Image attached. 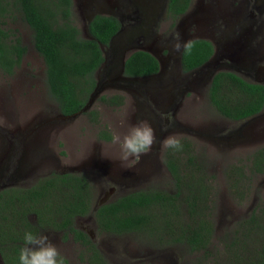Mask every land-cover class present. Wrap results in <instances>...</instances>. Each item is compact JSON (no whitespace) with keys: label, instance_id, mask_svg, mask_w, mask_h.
Masks as SVG:
<instances>
[{"label":"rangeland","instance_id":"obj_1","mask_svg":"<svg viewBox=\"0 0 264 264\" xmlns=\"http://www.w3.org/2000/svg\"><path fill=\"white\" fill-rule=\"evenodd\" d=\"M164 3L72 0L71 19L83 35L87 18L96 12L115 15L120 30L110 44L101 45L104 61L95 71L101 81L98 92L84 110L65 117L47 92L44 63L32 45L30 28L18 16L8 22L25 52L10 73L0 70V189L28 186L50 171L70 170L81 172L90 181L92 206L139 189L174 194L177 186L167 158L177 156L181 178H199L206 185L201 206L212 231L205 247L191 250L184 240L173 237L180 233L178 225L189 222L183 199L189 192L182 184L176 199L179 213L184 214L177 221L170 213L172 223L167 225L158 220L155 231L147 227L121 233L101 231L91 211L76 216L74 225L95 243L103 261L98 264H235L236 252L256 249L259 244L260 236L253 237L248 220L264 201V173L249 172L247 167L252 152L264 144V107L246 118L231 120L211 105L207 87L211 71L216 70L264 82V61L251 63L248 59L252 49L256 56L264 52V36L259 47L250 42L244 45L245 57H232L231 62L213 70L207 67L215 63V55L204 66L181 71L180 52L173 51L171 44L176 33L183 41L205 37L215 50L231 56L229 50L239 48L229 33L241 24L237 15H256L263 8L260 13L264 16V0H191L172 25L164 14ZM261 30L264 32V24ZM135 48L157 57L156 73L122 74V60ZM111 93L122 95L120 104L98 99L99 94ZM90 108L94 113H85ZM142 121L154 129L157 143L139 161L121 159L112 134L123 137ZM101 128L110 134L109 139L97 136ZM172 135L181 140V151L163 146ZM40 233L49 236L65 264H92L89 251L70 235L47 227Z\"/></svg>","mask_w":264,"mask_h":264},{"label":"trees","instance_id":"obj_2","mask_svg":"<svg viewBox=\"0 0 264 264\" xmlns=\"http://www.w3.org/2000/svg\"><path fill=\"white\" fill-rule=\"evenodd\" d=\"M190 2L165 1L164 14L170 19V25ZM71 6L72 0H0V70L10 73L25 52V45L15 28L8 26V22L18 16L31 30L32 45L44 63L47 92L61 114L73 113L84 105L95 86V71L103 61L100 44L106 45L119 27L115 16L95 13L87 22V31L91 36L83 35L71 19ZM189 40L194 42V47L190 54L180 52L182 71L200 65L212 52L208 39L195 37ZM158 69L157 58L142 48L131 50L122 62V74L125 76L149 75ZM207 96L219 114L231 120H240L264 107V83L246 80L230 70H217L211 76ZM98 99L117 105L121 103L122 95L99 94ZM85 113L94 112L90 108ZM97 136L110 138L103 128L98 130ZM177 160V156L167 158L177 186L174 194L159 189H139L99 202L93 207L91 183L78 171H50L28 186L1 188V262L19 264L24 233L31 231L37 234L47 227L70 235L89 251L88 260L92 264L101 263L98 248L86 231L74 225V218L91 211L96 228L101 231L121 233L143 227L155 231L158 220L167 225L172 223L171 214L177 221L184 214L179 213L176 199L180 184L185 185L189 192L183 197L189 222L178 225L180 233L173 237L184 240L191 250L205 247L212 231L201 206L206 185L201 184L197 180L199 178L189 176L182 179ZM247 168L249 172L264 173V144L252 152ZM196 181L199 182L197 187ZM256 209L248 222H251L249 230L253 237L257 239V235L260 236L259 244H256L258 248L236 252L238 262L235 260V264H264V201Z\"/></svg>","mask_w":264,"mask_h":264},{"label":"clouds","instance_id":"obj_3","mask_svg":"<svg viewBox=\"0 0 264 264\" xmlns=\"http://www.w3.org/2000/svg\"><path fill=\"white\" fill-rule=\"evenodd\" d=\"M171 47L173 51L190 54L194 42L183 41L179 33H176ZM112 143L119 145L121 159L134 158L139 161L141 155L147 154L157 143V137L154 129L147 122L142 121L132 126L123 137L118 133H113ZM163 146L174 151L183 149L181 140L175 135L167 137L163 141ZM18 262L19 264H65V259L48 235L26 231L23 236V246L19 251Z\"/></svg>","mask_w":264,"mask_h":264},{"label":"flooded vegetation","instance_id":"obj_4","mask_svg":"<svg viewBox=\"0 0 264 264\" xmlns=\"http://www.w3.org/2000/svg\"><path fill=\"white\" fill-rule=\"evenodd\" d=\"M253 6L255 7L254 3H253ZM164 10H165V3H164ZM262 10H263V8H260V11H258L256 13V15L254 13H252V12H247V13H244V14L237 15V20H238V22L240 21L241 24L236 26V29L234 28V29L229 30V33H230V37L233 38V42H234L233 45H238L239 44L238 45L239 48L237 49V47L235 46L234 49H236V50H234V49L233 50H229V53L231 54V56H225V54H222V52H219V51L215 50L214 47H213L212 42L208 38H206L212 44V52H211L209 57L204 62H202L200 65L196 66L193 69H196L198 67L204 66L207 63L208 59L212 55H215V58H213L215 60V63L212 64L210 67H207V70H209V68L211 70H213L215 67H217V66H219L221 64L222 65L228 64L229 62H231V61H229L230 58L244 56V54H242L243 53V48H244V45L247 44L248 42L253 43V44L255 43L254 45L257 44V47H259V44L262 42V36H264L263 30H261V28L263 27V24H264V16H261V13H260ZM102 14H110V13H102ZM111 15H113V14H111ZM113 16H115V15H113ZM246 17H248V18L250 17V19L248 20ZM117 20H118V18H117ZM119 25H120V23H119ZM242 26H245V27L242 29L241 28ZM197 37H200V36H197ZM203 38H205V37H203ZM229 47H231V46H229ZM236 51H237V53H235ZM255 52L256 51L252 49V51L248 54V59L251 61V63L253 61H257L259 59L264 61V52L259 53L258 56H256ZM180 69H181V67H180ZM190 70H192V69H190ZM190 70H188V71H190ZM183 72H187V71H183ZM214 72L215 71H211L210 76H209V80H208L209 82H210L211 76L213 75ZM258 82H261V81H258ZM82 246H84V245H82Z\"/></svg>","mask_w":264,"mask_h":264},{"label":"water","instance_id":"obj_5","mask_svg":"<svg viewBox=\"0 0 264 264\" xmlns=\"http://www.w3.org/2000/svg\"><path fill=\"white\" fill-rule=\"evenodd\" d=\"M97 13H100V12H97ZM94 14V13H93ZM92 14V15H93ZM92 15L90 16V17H88L87 18V21H86V24H85V29H86V32H85V35L86 36H91L89 33H88V31H87V22L90 20V18L92 17ZM120 30V25H119V27H118V29L116 30V32L109 38V40H108V43L106 44V45H108V44H110V42H111V40L113 39V36L118 32ZM191 39V38H190ZM102 44H100V46H101ZM142 49H144V48H142ZM146 50V49H145ZM148 51V50H147ZM150 52V51H149ZM150 53H152V52H150ZM153 54V53H152ZM154 55V54H153ZM155 56V55H154ZM156 57V56H155ZM179 57H180V53H179ZM125 58V57H124ZM123 58V59H124ZM157 58V57H156ZM158 60V59H157ZM103 61H104V55H103ZM102 61V62H103ZM179 61H180V58H179ZM102 62H101V64H102ZM122 62H123V60H122ZM100 64V65H101ZM121 72H122V63H121ZM96 77V76H95ZM100 84H101V81H98L97 80V78H96V82H95V86L93 87V89H92V91L89 93V96H88V98H87V100H86V102L84 103V105L81 107V109L80 110H78V111H75V112H73V113H70V114H61L60 112V114H61V116H63V117H65V116H70V115H73V114H75V113H77V112H79V111H82V110H84L89 104H90V102H91V100H92V97H94V95L98 92V90H99V86H100Z\"/></svg>","mask_w":264,"mask_h":264}]
</instances>
